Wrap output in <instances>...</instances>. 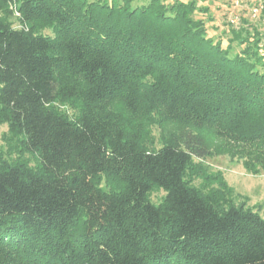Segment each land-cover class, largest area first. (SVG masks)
Returning <instances> with one entry per match:
<instances>
[{
	"label": "trees",
	"instance_id": "1",
	"mask_svg": "<svg viewBox=\"0 0 264 264\" xmlns=\"http://www.w3.org/2000/svg\"><path fill=\"white\" fill-rule=\"evenodd\" d=\"M199 10L0 0V124L35 160L0 150V264H264V212L194 183L206 132L264 172V24L224 47Z\"/></svg>",
	"mask_w": 264,
	"mask_h": 264
},
{
	"label": "rangeland",
	"instance_id": "2",
	"mask_svg": "<svg viewBox=\"0 0 264 264\" xmlns=\"http://www.w3.org/2000/svg\"><path fill=\"white\" fill-rule=\"evenodd\" d=\"M142 3L145 0H135V2ZM172 1V0H170ZM187 1V0H183ZM235 0H199V4L208 5L214 18H209V14L205 12L197 11V15L206 20L209 35L216 40L223 41V46L226 47L230 39H232L231 28L240 29L243 26L244 19H248L254 25L260 21L264 24V18L261 19V15L253 17L250 15V7L252 3L250 0H240V5L236 6ZM211 15V14H210ZM233 16H238L239 24H232L230 19ZM14 26L21 28L22 24L19 22V15L14 14L13 17ZM50 33V31H47ZM242 46L238 45V42H234L231 54L235 55ZM262 68V66L260 67ZM263 69V68H262ZM57 105L66 110L69 114H73L74 108L61 102H57ZM162 129L155 127L153 129V136L156 138L160 136ZM207 137H211L209 142L213 145L210 148L209 154L200 159L195 158V162L200 163L201 169L200 175L194 179V183L203 188L205 191H214L222 188L220 184L222 179L226 181L227 187H231L232 194L229 196L237 204L245 203L248 206L255 207L264 212V172L254 174L248 171L244 165L243 159L237 154L233 155L217 140H214L213 136L206 132ZM0 150L4 152L7 157L19 158L24 157L35 163V160L30 154H22L17 150L16 144L8 136L7 124H0ZM198 167V168H199ZM225 190H228L225 188ZM164 190L154 191L152 199L154 202L159 203L165 195Z\"/></svg>",
	"mask_w": 264,
	"mask_h": 264
},
{
	"label": "built area",
	"instance_id": "3",
	"mask_svg": "<svg viewBox=\"0 0 264 264\" xmlns=\"http://www.w3.org/2000/svg\"><path fill=\"white\" fill-rule=\"evenodd\" d=\"M250 2L252 3V6L250 7V15H252L253 17H258L259 15H261V11L264 8V0H250ZM236 6L240 5V0H235L234 3ZM238 16H233L231 17L230 21L232 24H239L238 23ZM263 44H264V39H263Z\"/></svg>",
	"mask_w": 264,
	"mask_h": 264
}]
</instances>
